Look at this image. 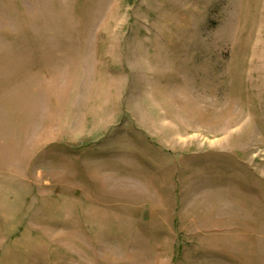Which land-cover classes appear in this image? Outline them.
<instances>
[{
	"label": "rangeland",
	"instance_id": "374dc122",
	"mask_svg": "<svg viewBox=\"0 0 264 264\" xmlns=\"http://www.w3.org/2000/svg\"><path fill=\"white\" fill-rule=\"evenodd\" d=\"M0 264H264V0H0Z\"/></svg>",
	"mask_w": 264,
	"mask_h": 264
}]
</instances>
